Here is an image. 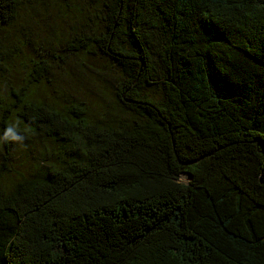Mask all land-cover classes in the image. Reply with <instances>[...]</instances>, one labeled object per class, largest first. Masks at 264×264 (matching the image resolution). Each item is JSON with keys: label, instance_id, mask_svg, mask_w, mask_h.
<instances>
[{"label": "trees", "instance_id": "trees-1", "mask_svg": "<svg viewBox=\"0 0 264 264\" xmlns=\"http://www.w3.org/2000/svg\"><path fill=\"white\" fill-rule=\"evenodd\" d=\"M99 2L59 50L112 67L114 120L52 80L59 56L3 47L27 73L1 62L0 137L56 148L6 183L0 142V264H264V0ZM22 8L0 0L1 32Z\"/></svg>", "mask_w": 264, "mask_h": 264}, {"label": "rangeland", "instance_id": "rangeland-1", "mask_svg": "<svg viewBox=\"0 0 264 264\" xmlns=\"http://www.w3.org/2000/svg\"><path fill=\"white\" fill-rule=\"evenodd\" d=\"M23 0L22 11L18 19L0 31V59L6 61L4 68L8 76L21 84L25 81L27 64L25 58L11 59L10 54L5 55L3 47L10 42L17 43L18 50L22 55H31L38 52L46 56H59L63 62L55 66H61L60 77L55 76L52 80L60 79L61 87L69 93L70 97H81L85 103L100 104L104 115L111 114L110 120L120 117L118 110L112 103L110 90L101 95L102 83L111 80L115 74L110 65L100 56L75 53L68 54L59 50V43L71 35L80 24V18L85 20L92 17L99 18V0ZM81 16V17H80ZM9 44V48L13 45ZM8 48V50H9ZM52 56V57H53ZM2 63L0 64V73ZM63 74H66L62 76ZM62 76V77H61ZM36 95L47 96V88L42 87L34 90ZM56 145L49 141H22L14 143L13 173L5 175L6 183L17 176H28L37 173L44 166L37 165L45 150L55 151ZM180 181L185 182V175H180Z\"/></svg>", "mask_w": 264, "mask_h": 264}, {"label": "clouds", "instance_id": "clouds-1", "mask_svg": "<svg viewBox=\"0 0 264 264\" xmlns=\"http://www.w3.org/2000/svg\"><path fill=\"white\" fill-rule=\"evenodd\" d=\"M22 140L23 137L15 133L11 127L5 130L3 137H0V142H4V143H8V142L18 143V142H22Z\"/></svg>", "mask_w": 264, "mask_h": 264}]
</instances>
